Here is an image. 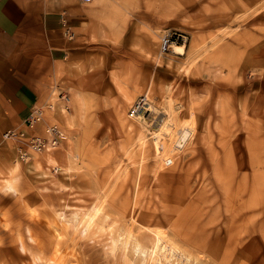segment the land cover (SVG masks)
I'll return each instance as SVG.
<instances>
[{
	"label": "rangeland",
	"instance_id": "374dc122",
	"mask_svg": "<svg viewBox=\"0 0 264 264\" xmlns=\"http://www.w3.org/2000/svg\"><path fill=\"white\" fill-rule=\"evenodd\" d=\"M142 1L123 8L125 33L141 42L142 22L169 27L183 35V52H155L151 39L153 52L100 55L58 162L42 156L36 169L0 155V264H138L117 243L127 226L145 244L149 230H164L189 251L168 264H264V214L231 218L225 202L239 188V204L264 207V0ZM144 93L147 109L130 117ZM164 123L173 134L193 127L169 166L152 138Z\"/></svg>",
	"mask_w": 264,
	"mask_h": 264
},
{
	"label": "crops",
	"instance_id": "0c3cea01",
	"mask_svg": "<svg viewBox=\"0 0 264 264\" xmlns=\"http://www.w3.org/2000/svg\"><path fill=\"white\" fill-rule=\"evenodd\" d=\"M148 2L143 0L141 7L147 9ZM126 3L136 6L135 0H0V155L19 166L36 169L42 156L49 155V161L57 163L55 152L73 140L71 133L80 123L90 76L101 74L100 70L92 73L91 62L100 55L120 54L125 48V53L128 48L132 53L153 52L155 41L158 52L161 32L169 27H157L152 32L148 24L137 23L146 37L141 42L133 39L135 35L125 33ZM63 20L74 33L72 39L63 33ZM150 83L146 81V86ZM55 94L54 110L46 109L44 121L58 124L68 137L47 154L32 155L28 162L18 160L15 144L4 140L2 134L14 127L22 128L31 108L45 105ZM61 95L65 101L58 98ZM65 104L70 110L67 113ZM42 128L39 123L35 131L41 133Z\"/></svg>",
	"mask_w": 264,
	"mask_h": 264
},
{
	"label": "bare ground",
	"instance_id": "6f19581e",
	"mask_svg": "<svg viewBox=\"0 0 264 264\" xmlns=\"http://www.w3.org/2000/svg\"><path fill=\"white\" fill-rule=\"evenodd\" d=\"M184 47L185 46L183 44L174 43L173 50L175 52L182 53ZM137 118L139 117L137 116ZM170 129L171 128L168 127L167 123H164L160 128L152 131L155 156L158 158L163 157L164 161L172 160L171 156H167V154H169L174 149H180L187 142L189 136L192 134L193 127L190 124H185L182 126L181 130L177 131L175 134L171 133ZM165 134L172 136V138L169 137V139L172 141L171 147H169V145L164 140ZM136 139L141 144V146H144L146 143V138L143 132H139ZM228 183L230 184V182H227V184ZM238 191L239 188L234 191L233 195H227V200L225 201L228 203L227 206L233 207L231 218L240 216L244 220L246 219L245 222H249V219H254L253 217L257 214L260 216L264 214V207L256 210V208L253 206L254 203L250 199L248 201L244 200V203L239 204L238 202L241 199V194H235ZM235 204H238L236 209L234 208ZM100 211L101 207L98 205L91 213H87V226L91 224L93 218L97 216ZM57 216V219H59L62 224L66 225L69 217H67L63 212L57 213ZM149 233L152 236V240L150 243L145 244L143 241H141V238H139V233L133 231L132 227L127 226L125 228L119 229L116 239L117 243L119 242V244L125 250H129L131 254L134 255V258L138 264H145L148 263V261H151L154 264H168L169 262L172 263L173 259H177L178 254L184 255L186 259L185 261L189 260V251L181 247V245L173 237H170L169 234H167L164 230L156 228L149 230ZM35 259L39 260L38 257ZM50 260H52L51 264H55V261L52 258L46 260L47 263H50Z\"/></svg>",
	"mask_w": 264,
	"mask_h": 264
},
{
	"label": "built area",
	"instance_id": "2783aa9c",
	"mask_svg": "<svg viewBox=\"0 0 264 264\" xmlns=\"http://www.w3.org/2000/svg\"><path fill=\"white\" fill-rule=\"evenodd\" d=\"M82 2H90L91 0H80ZM62 29L64 35L68 39L74 37V33L66 25L65 20L62 22ZM183 37L179 32L165 29L160 36V52H168L172 50L174 43ZM149 105L148 93H144L137 100H135L129 107L128 115L130 117H137L146 110ZM55 103L50 100L43 106H33L30 114L24 119L22 128L9 129L2 134L4 140H10L15 144L16 158L22 162L30 161L32 155L44 153L48 150L59 147L63 140L68 136L62 127L53 122H45L44 117L46 109L54 110ZM67 109V105H64ZM42 123V132L35 131L36 126ZM166 166L173 164V160L164 162Z\"/></svg>",
	"mask_w": 264,
	"mask_h": 264
}]
</instances>
